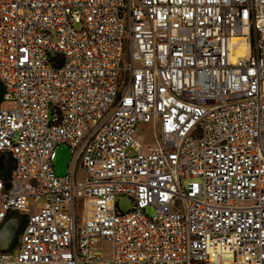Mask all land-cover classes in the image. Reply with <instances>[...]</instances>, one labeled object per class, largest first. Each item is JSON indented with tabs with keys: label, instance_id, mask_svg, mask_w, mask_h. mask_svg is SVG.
<instances>
[{
	"label": "built area",
	"instance_id": "obj_1",
	"mask_svg": "<svg viewBox=\"0 0 264 264\" xmlns=\"http://www.w3.org/2000/svg\"><path fill=\"white\" fill-rule=\"evenodd\" d=\"M0 82V264H264V0H0Z\"/></svg>",
	"mask_w": 264,
	"mask_h": 264
},
{
	"label": "rangeland",
	"instance_id": "obj_2",
	"mask_svg": "<svg viewBox=\"0 0 264 264\" xmlns=\"http://www.w3.org/2000/svg\"><path fill=\"white\" fill-rule=\"evenodd\" d=\"M147 127L146 124H141L140 128L145 129ZM57 156L56 159L54 161V168L55 171L58 175H65L70 171L71 165H72V151L71 148L66 145V144H61L57 147ZM0 157L3 160L1 169H0V175L4 174V170L6 169L7 166H9L10 164H12L13 166V161L10 157H8V155H4L2 153H0ZM82 174L81 172V166L79 165L77 168V176L80 177ZM117 203H118V207L120 208L121 211L126 212L128 210H130L133 206V201L130 197L122 195L119 196L117 199ZM147 213L149 215H152L153 209L152 208H148L147 209ZM23 225V221L22 223L19 222V226ZM19 232L20 229L18 231L17 236L15 237V240L18 241V236H19ZM107 248H109L110 246L107 244L106 246ZM230 253H227V255ZM217 264H227L223 259L221 258H217Z\"/></svg>",
	"mask_w": 264,
	"mask_h": 264
},
{
	"label": "water",
	"instance_id": "obj_3",
	"mask_svg": "<svg viewBox=\"0 0 264 264\" xmlns=\"http://www.w3.org/2000/svg\"><path fill=\"white\" fill-rule=\"evenodd\" d=\"M1 169V167H0ZM20 229L17 214L10 215L0 226V250L7 251Z\"/></svg>",
	"mask_w": 264,
	"mask_h": 264
},
{
	"label": "trees",
	"instance_id": "obj_4",
	"mask_svg": "<svg viewBox=\"0 0 264 264\" xmlns=\"http://www.w3.org/2000/svg\"><path fill=\"white\" fill-rule=\"evenodd\" d=\"M4 91H5L4 90V86L0 82V103L3 100ZM12 168H13L12 164H10L9 166H7L6 169L4 170V174H2V176L6 177L8 179L10 177ZM21 231H22V225L20 226V232Z\"/></svg>",
	"mask_w": 264,
	"mask_h": 264
},
{
	"label": "bare ground",
	"instance_id": "obj_5",
	"mask_svg": "<svg viewBox=\"0 0 264 264\" xmlns=\"http://www.w3.org/2000/svg\"><path fill=\"white\" fill-rule=\"evenodd\" d=\"M1 165H2V160L0 159V167H1ZM229 255V254H228ZM217 258H214V262L217 264ZM228 264V263H227Z\"/></svg>",
	"mask_w": 264,
	"mask_h": 264
},
{
	"label": "crops",
	"instance_id": "obj_6",
	"mask_svg": "<svg viewBox=\"0 0 264 264\" xmlns=\"http://www.w3.org/2000/svg\"><path fill=\"white\" fill-rule=\"evenodd\" d=\"M0 159H1V157H0ZM2 160V159H1ZM2 163H3V160H2ZM2 166V165H1Z\"/></svg>",
	"mask_w": 264,
	"mask_h": 264
}]
</instances>
